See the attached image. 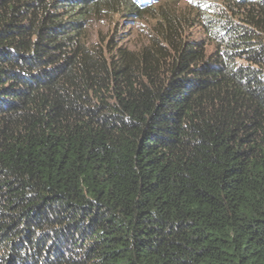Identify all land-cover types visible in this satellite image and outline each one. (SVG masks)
<instances>
[{
	"label": "trees",
	"instance_id": "obj_1",
	"mask_svg": "<svg viewBox=\"0 0 264 264\" xmlns=\"http://www.w3.org/2000/svg\"><path fill=\"white\" fill-rule=\"evenodd\" d=\"M183 1L0 0V264H264V0Z\"/></svg>",
	"mask_w": 264,
	"mask_h": 264
},
{
	"label": "rangeland",
	"instance_id": "obj_2",
	"mask_svg": "<svg viewBox=\"0 0 264 264\" xmlns=\"http://www.w3.org/2000/svg\"><path fill=\"white\" fill-rule=\"evenodd\" d=\"M185 4H189L190 1L184 0ZM106 17V21H100L98 19H95L92 21L93 27H92V31L93 34H97V32H101V34L103 35V33L106 32V29L108 27H110V19L112 20L114 17H116L117 19V24H118V31L120 32L121 35H126L127 37H129L128 41L129 44L134 45L137 38H136V32L138 29V25L136 27H132L133 25H131V27H129L131 20V17H125V16H115V15H111L108 14L105 16ZM116 24V25H117Z\"/></svg>",
	"mask_w": 264,
	"mask_h": 264
},
{
	"label": "clouds",
	"instance_id": "obj_3",
	"mask_svg": "<svg viewBox=\"0 0 264 264\" xmlns=\"http://www.w3.org/2000/svg\"><path fill=\"white\" fill-rule=\"evenodd\" d=\"M161 1H165V0H133V2H135L136 4L140 6H154L158 2H161ZM187 1H190V3H193V4H196V3L201 4L203 0H187ZM183 3H185V1H183Z\"/></svg>",
	"mask_w": 264,
	"mask_h": 264
}]
</instances>
